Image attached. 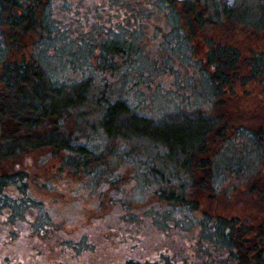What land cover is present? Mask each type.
Returning <instances> with one entry per match:
<instances>
[{"label":"rangeland","instance_id":"1","mask_svg":"<svg viewBox=\"0 0 264 264\" xmlns=\"http://www.w3.org/2000/svg\"><path fill=\"white\" fill-rule=\"evenodd\" d=\"M182 1L174 0L178 10ZM69 2L63 12L54 7V18L64 23L63 33L71 41L82 38L95 43L115 37L110 29L120 30L119 35L127 36L139 49V60L126 78L122 73L132 65L127 61L120 62L116 72L101 73L90 59L86 74L91 75V95L83 108L64 120L65 126L60 120L61 134L86 144L87 158L53 147L22 150L9 158L0 153V177L20 174L26 182L20 184L22 188L2 189L19 203L0 206V264H232L226 261V250L203 238L199 222L205 215L245 226L250 230L242 237L247 250H262L264 74L214 94L191 60H204L207 41L212 39L239 50L238 74L247 76L248 58L254 53L264 57V0L238 1L239 12H243L238 18L245 22L222 18L211 25H193L190 30L184 27L187 38L173 48L171 41L164 44L171 29L169 18L149 0ZM130 12L140 16L135 28L126 16ZM131 28V34H125L124 29ZM33 41L34 37L22 38L19 48L10 50L6 59L28 62ZM69 47L75 49V45ZM56 48L65 47L56 42ZM200 66L204 67L203 61ZM136 68L143 73L135 80ZM112 97H126L132 106L140 105V114L155 121L174 125L201 117L213 124L202 152L187 156L188 163L193 161L190 173L184 176L183 170L174 167V173L171 167L164 171L163 162H157V151L148 143L109 136L100 111L105 98ZM15 128L14 121L9 123V130ZM51 129L48 125L46 132ZM248 132L261 139L260 143L250 144L243 137ZM84 161L87 167H82ZM232 161L237 163L234 168L225 169L224 177L218 178V171ZM205 162H213L214 173L207 171ZM179 177L186 184L184 201L171 204L161 199V192L169 195L180 189ZM21 196L27 197L28 205L20 202ZM216 255L217 262L212 260Z\"/></svg>","mask_w":264,"mask_h":264},{"label":"trees","instance_id":"2","mask_svg":"<svg viewBox=\"0 0 264 264\" xmlns=\"http://www.w3.org/2000/svg\"><path fill=\"white\" fill-rule=\"evenodd\" d=\"M43 1L0 0V84L2 85L0 89V153L9 158L18 151L53 147L69 154L76 153L74 155L79 157L85 155L87 158L86 153L89 152L86 150V144L72 137H64L61 134V124H64V120L75 110L83 108L91 95L88 91L91 75L86 74L90 59L95 61L101 73L108 69L116 72L121 68L120 62L123 64L127 61L133 65L126 66L129 69L122 73L127 78L134 71L133 63L137 62V58L139 60L140 52L127 36L119 35L120 30L110 29L109 31L116 35L115 37L109 36L106 40L95 43L88 42L80 38L81 36L77 37L80 39L76 42L71 41L70 37L63 33L64 23H56L54 18L56 13L54 7L63 12L64 8L70 7L69 0H45L44 3ZM149 1L169 18L171 29L165 34L164 44H169L171 41L169 45L171 48L180 45L184 37L187 38L184 27L190 30L193 29V25L202 27L205 22L211 25L222 18L245 22L238 18L243 14L239 12V0H183L180 10L176 8L174 0ZM197 7L200 10H197ZM150 13L148 11L146 14L150 15ZM179 13L183 16H179ZM126 16L134 25L133 28L140 23L138 13L132 15L130 12ZM181 19L185 22L182 23ZM17 31L21 32V36L19 33L15 34ZM124 31L125 34L130 35L133 29L127 31L124 29ZM28 37H34L31 60L28 62L7 60L6 54L13 48H19L18 42ZM56 42H61L65 48L63 50L56 48ZM71 44L75 45V49L69 47ZM191 61L195 63L199 77L208 91L214 94L237 81L255 80L264 74V57L260 53H254L246 61L248 75L239 77L238 72L241 68L239 50L230 45L216 44L212 39L207 41V51L202 60L204 67L200 66L201 60ZM164 64L168 70L172 69L166 61ZM135 71L136 80L143 71L141 68L138 70L136 68ZM139 106L137 108L135 105L132 106L126 97L105 98L100 118L106 133L111 137L118 134L148 143L157 151V162L160 163L159 159L163 162L161 165L164 171L168 172L167 170L171 167L173 172L174 167L179 168L181 172L183 170L184 176L189 174L193 161L191 159V163H188L187 156L192 157L193 153L202 152L207 142V133L213 124L201 117L185 118L183 122L174 125L167 121L164 123L160 119L155 121L154 118L140 114ZM11 112L14 114L10 119L14 121L17 130L16 128L8 129L9 123L12 122L8 118ZM48 125H52V129L46 132ZM257 135L260 134L257 133ZM243 137L247 138L250 144H259L261 141V139L256 140L253 135L250 136L249 132ZM235 164L237 163L233 161L227 163L222 172L218 171L217 177L221 178L227 172L225 169L234 168ZM205 165L209 173H214L213 162H205ZM240 165L243 164L240 162ZM82 167H87V161L82 163ZM160 174L162 177L165 176L161 171ZM212 177V181L216 179ZM163 180L162 178L160 183H163ZM21 183L26 185L20 174L0 177V206L5 202L19 203L18 200L2 192V189L11 185L21 187ZM179 183V190H173L169 195L161 192L160 198L171 204L184 201L186 184L182 180H179ZM22 194L25 193L22 192ZM26 200L27 197L21 196V203L25 202L24 204L28 205ZM199 223L203 238L206 236L209 239L205 241L227 251V262L264 264V248L247 250L245 247L242 237L250 233L245 226H237L235 221L208 215L203 216ZM251 250L253 252L248 257L246 252L249 253ZM212 260L217 262L219 258L216 255Z\"/></svg>","mask_w":264,"mask_h":264}]
</instances>
